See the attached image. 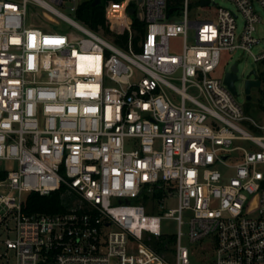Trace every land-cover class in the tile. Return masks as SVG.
I'll return each instance as SVG.
<instances>
[{
    "label": "built area",
    "instance_id": "2783aa9c",
    "mask_svg": "<svg viewBox=\"0 0 264 264\" xmlns=\"http://www.w3.org/2000/svg\"><path fill=\"white\" fill-rule=\"evenodd\" d=\"M63 1L0 0V187L74 195L71 208L27 213L25 200L0 194L15 264H191L184 213L189 241L206 240L210 264H264V51L251 52L264 0H229L235 10L201 19L189 16V0H111L109 39L55 7ZM123 33L124 47L115 41ZM236 49L260 66L249 78L263 85L261 122L244 114L225 72L214 75L221 52ZM167 217L178 233L158 252L150 236H163Z\"/></svg>",
    "mask_w": 264,
    "mask_h": 264
},
{
    "label": "rangeland",
    "instance_id": "374dc122",
    "mask_svg": "<svg viewBox=\"0 0 264 264\" xmlns=\"http://www.w3.org/2000/svg\"><path fill=\"white\" fill-rule=\"evenodd\" d=\"M19 1V0H17ZM83 0H76L75 3H81ZM111 0H103L102 3L105 6L109 3ZM190 1V17H194L197 19H201L204 17H214L215 12L218 6L226 7L231 10H235V6L233 3H231L229 0H212L211 3L206 5L199 4V0H189ZM79 3V4H80ZM72 0H64L62 5H55L56 8H58L60 11H62L64 14L68 15L70 18L76 19L75 12L70 10V7L73 5ZM28 9L31 13L38 11L40 12L41 9L38 7L36 8L32 4H28ZM255 9L258 12L261 20L255 24V30H254V37L258 39V42L255 43L251 47V52L253 55L260 54L264 51V9L261 8L259 5L255 4ZM137 14V13H136ZM29 19L34 20L35 23L43 24V23H49L51 21L47 20L46 18L40 17L37 18L35 16H30ZM54 20L51 22L53 24H57V27L62 30L69 29L70 25L67 24L65 21L54 17ZM135 19V16L133 15V20ZM178 19V15L174 14L172 17V20ZM77 20V19H76ZM80 22V21H79ZM81 23V22H80ZM83 24V23H82ZM243 25V19L241 16H238L236 19V27L237 32H240ZM100 33V31H97ZM105 38L109 39L104 33L101 34ZM188 43L193 42L192 38V29H188ZM170 50L173 53H179L182 47V41L181 38H172L169 42ZM236 64V75L237 80L234 82L235 88H236V94H235V100L241 105L243 112L245 115L250 116L254 118L257 122H261V104L263 100L262 96V90L263 85L260 86H253L250 89V99H246V95L244 92V80L252 69H258L260 68L259 64L257 62H254L252 55L248 53L245 50L242 49H236L234 51L228 52V51H222L220 54V60L219 65L215 71V76H222L224 72L230 70V67L232 64ZM179 75V72L178 74ZM253 77V76H252ZM175 84L179 86V82L175 81ZM165 91L168 94H173V92L167 88H165ZM189 93L196 95V90L190 89L188 91ZM17 163L12 160H5L2 161V167L11 170L13 168H16ZM0 194H8L9 196H14L16 199L20 198V200H25L27 193L22 192L18 193L17 190L10 189L9 187H0ZM60 202L62 205H64L67 208H71L74 205V195L72 194H62L60 196ZM159 206V205H158ZM155 207V210L160 209L159 207ZM176 206V201L174 199L168 200L163 204L162 211L168 210V208H174ZM5 211V207H0V215ZM188 219H189V213H184L183 215V224L180 226V231L182 232V238L181 243L185 245L188 249V251L193 252V254L189 257L191 264H210L211 263V251L209 249V245L207 244L206 240L198 241V242H190L188 239ZM7 222L8 229L4 224ZM5 223L0 224V254L3 255L0 257V264H15V259L13 256V251L6 249L3 242L4 240L8 238H14L15 232L13 230V220L12 216H9L6 218ZM160 230L163 234V238H171L173 239L176 234L178 233V223L176 220L172 218H163L160 222ZM150 241L155 238L153 236H150Z\"/></svg>",
    "mask_w": 264,
    "mask_h": 264
},
{
    "label": "trees",
    "instance_id": "16d2710c",
    "mask_svg": "<svg viewBox=\"0 0 264 264\" xmlns=\"http://www.w3.org/2000/svg\"><path fill=\"white\" fill-rule=\"evenodd\" d=\"M93 0H83L75 11V17L78 21L89 27L94 31H100L102 29L103 33H109V29L104 19V5L101 0L98 4L92 6L91 2ZM180 0H169V5H178ZM176 7V6H175ZM133 27L138 31H141L142 22L135 18L133 20ZM115 41L118 45L124 47L127 43V34L123 33L115 36ZM135 41V39H134ZM6 176L5 171H0V180L4 179ZM23 210L27 213H54L63 210V206L60 202V191L51 192L48 195H40L36 192H31L27 194ZM173 239L163 238L159 239L153 238L150 243L151 246L158 252H163L166 248L165 246L171 244Z\"/></svg>",
    "mask_w": 264,
    "mask_h": 264
},
{
    "label": "water",
    "instance_id": "95a60500",
    "mask_svg": "<svg viewBox=\"0 0 264 264\" xmlns=\"http://www.w3.org/2000/svg\"><path fill=\"white\" fill-rule=\"evenodd\" d=\"M101 0H93L91 2V5L94 6L96 4H98ZM140 2V0H139ZM210 3L209 0H201L200 1V5H206ZM173 8H170L168 11L169 12H172ZM128 12L130 14H133L134 13V8H129L128 9ZM236 71H237V68H236V64H232L231 67H230V70H228L227 72H225L224 74V79H223V82L224 84L227 86V88L230 90V92L232 94H236V89H235V85H234V82L237 80V75H236ZM253 74V71H249V73L247 74L245 80H244V92L246 94V99L249 100L250 99V89L251 87L255 86H259V81L258 80H252L250 77V75Z\"/></svg>",
    "mask_w": 264,
    "mask_h": 264
}]
</instances>
